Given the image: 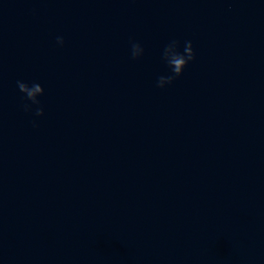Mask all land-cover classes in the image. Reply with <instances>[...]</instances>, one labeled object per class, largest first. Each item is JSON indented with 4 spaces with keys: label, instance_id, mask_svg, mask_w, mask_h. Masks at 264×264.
<instances>
[{
    "label": "water",
    "instance_id": "1",
    "mask_svg": "<svg viewBox=\"0 0 264 264\" xmlns=\"http://www.w3.org/2000/svg\"><path fill=\"white\" fill-rule=\"evenodd\" d=\"M0 264H264V0H0Z\"/></svg>",
    "mask_w": 264,
    "mask_h": 264
},
{
    "label": "clouds",
    "instance_id": "2",
    "mask_svg": "<svg viewBox=\"0 0 264 264\" xmlns=\"http://www.w3.org/2000/svg\"><path fill=\"white\" fill-rule=\"evenodd\" d=\"M57 43L59 45L64 44V37L58 36ZM143 46L138 42H133L131 44V56L133 59H138L144 54ZM196 53L192 41L188 40L184 42L183 50L180 48V41L172 40L168 43L163 51V59L166 61L171 69L170 75H161L158 77L157 86L164 88L165 86L171 84L179 76L184 73L185 68L188 64L195 60ZM18 89L25 94V98L31 101V104H24L23 108L25 111H32V105H40L41 101L39 96L43 95L45 92L44 87L37 82L29 84L23 80L17 81ZM35 115H44L43 107H37L35 109ZM35 124V121L33 122Z\"/></svg>",
    "mask_w": 264,
    "mask_h": 264
}]
</instances>
